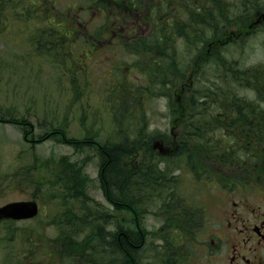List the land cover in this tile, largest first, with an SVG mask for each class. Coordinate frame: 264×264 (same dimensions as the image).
<instances>
[{"label": "rangeland", "instance_id": "374dc122", "mask_svg": "<svg viewBox=\"0 0 264 264\" xmlns=\"http://www.w3.org/2000/svg\"><path fill=\"white\" fill-rule=\"evenodd\" d=\"M21 1L24 0H0V205L11 200L36 197L40 202L41 210L40 215L33 220L0 222V264H16L21 257L29 263L28 258L35 247L36 251L38 247L41 252L40 254L36 252L38 261L43 257L50 259L47 255L50 254V243H54L55 231L62 219L59 216L60 211H63L59 194L65 192V189L61 188L59 182L51 181L49 176L51 172L54 174L61 168L62 161L77 162L87 154L91 157L82 166L83 171L92 177V182L88 185L90 197L87 199V204L110 211L115 209L114 212L122 219L124 227H133L135 231L138 227L141 233H146V237L140 235L141 250L132 257V264L166 263L171 253L170 250L165 251L167 247L178 249L173 257L177 263L191 264L187 251L200 244L198 241L192 243L187 238L192 233L188 228L190 223H187V227H184L180 221L176 226L174 221L165 224L167 218L163 214L164 209L161 208L166 197L183 200L184 195L178 190V184H182L183 190L190 193V198L186 196L187 201H194L197 196L195 189L187 187L191 180L189 175L177 181L163 179L165 180L163 185L171 183V188L164 186L161 192L151 191V197L139 204L146 208L145 214L140 218H137L131 210L110 206L102 194L101 183L97 179L102 160L98 151L101 145L130 137L135 140L133 143L135 149L140 148L145 154L146 151L150 153L148 145L152 146L151 139L155 137L156 142L164 139V147L167 148L168 153L176 148L175 146L172 148L169 142L172 138L170 134L176 136L180 133L172 124L173 115L169 113L167 106V103H173L172 94L168 91L169 84L167 83L168 87L163 88L160 84L157 87L154 76L149 73L148 65L134 61V55L130 54L129 48H125L124 52L118 47L94 51L90 49L89 44H85V48L80 49L83 50L81 54L83 60L73 58L60 64L39 56L37 46L30 39L36 34L35 31L45 28V19L39 17L42 14H35V17L30 18L28 10L30 9L33 14L36 10L29 1ZM55 2L54 5L50 0L46 6H49L53 12H61L69 17L72 9L70 5L87 6L91 0H56ZM17 12H21L23 17L18 18ZM24 14H27L26 20ZM100 21L98 20L97 23ZM263 30L264 26L249 35L246 40L241 39L236 43L237 45L231 44L223 49V53L229 58L238 59L240 68L253 69L256 66H264ZM167 40L171 45V55L180 62L178 65L175 64V69L178 68L179 71V68H182V72L187 69L185 73L179 72L178 75L181 79L192 76V62L197 54L185 60V57H182L185 56L184 41L179 39L178 42L174 34H171ZM87 51L88 57L85 55ZM220 51H217V55ZM217 55L215 57L218 60ZM179 57H182V61ZM171 62L172 57L165 60L169 69L170 67L173 69ZM109 70L116 73V78L112 79ZM217 70L218 67L209 61L204 67L202 66L201 73L197 72L194 75V78L196 79L199 74L197 79L202 86L209 78H214L213 83L223 86V92L228 96L230 89L235 91L237 103L247 98L246 93L252 95L251 91L245 92L243 86L235 85L233 88L232 84L226 85L221 78H215ZM123 82L128 85L125 92L134 98L136 103L122 106L117 113L118 118H115L111 105L119 93L113 90V87H116V84L122 87ZM115 99L117 100L118 97ZM249 101L259 103L255 98ZM22 119H25L24 123L20 122ZM55 127H64L68 135L75 139L92 136L95 145L91 144L84 150H79L72 144L51 137ZM180 150L181 147L178 151ZM141 156L142 154L140 158ZM161 160H163L160 162L162 166L170 164L174 165V168L181 167L184 161L175 157ZM140 172H135V178H138L136 184L139 183V186L140 181L143 180L139 178L142 176ZM176 173L181 172L177 170ZM35 175L38 177L33 178ZM203 175L211 186L202 192L204 196H208L205 200L202 199L204 203L209 204L204 205L202 211L203 216L208 214L204 220L206 222L213 214L212 210L214 209L216 213L219 209L215 204L216 201L223 202L225 197L221 194L209 195V191L216 194L219 188L212 179L207 178V174ZM183 179H186L185 183ZM173 182L175 185L172 184ZM146 185L149 183L146 182ZM69 200L79 202L81 198L77 199V196L73 195ZM71 210L75 217H82L84 213L75 207ZM103 223L105 222H102V225ZM38 232L42 233L40 237L36 236ZM184 233L187 236L183 235ZM26 247L28 258L25 254ZM104 248L101 249L102 253ZM105 251V261L101 264H124V259L126 261V257L116 251V248L107 247ZM64 264L75 263L67 256Z\"/></svg>", "mask_w": 264, "mask_h": 264}, {"label": "trees", "instance_id": "16d2710c", "mask_svg": "<svg viewBox=\"0 0 264 264\" xmlns=\"http://www.w3.org/2000/svg\"><path fill=\"white\" fill-rule=\"evenodd\" d=\"M27 1H29L36 10V13L33 14L29 9V17H35V14H42L39 17L45 19V28L42 27L38 31H35L36 34H33V37L30 39V41L37 46L38 55L58 64L64 63L68 59L72 60L73 58L76 60L78 58H80L79 60H83V57H81L83 50L80 49H84L85 44L88 42V36L84 30H82V28H70L66 23L67 18L65 15L61 12H53L49 9V6H46L50 0H47L46 3L42 0ZM159 1L161 5L154 6L152 4L149 5L148 0H139V11L145 13V16L147 13L152 12L151 17H153L155 27H158L159 25L165 26V17L163 16V13L166 10L165 5H167V2L170 3L171 7L178 8L179 4L182 7L188 8V28L194 31L184 30L178 20L176 23L172 22L168 27H171V29L174 30L173 33L175 35H185L189 40V42H187L188 49L194 50L198 53L197 56L199 57L198 60H193L192 70L195 69L200 71H202V66L204 67L209 61L214 60L217 51L222 49L220 46H217L215 47L216 49H211L212 52H208L207 41H211L212 39L204 38L203 34L205 29L215 28L216 24L213 21L215 20V17L217 16L219 20V31L223 32L226 28H232L233 24L240 23L244 17L248 16L247 13L252 8H258L261 5H264V0H187L186 5L182 4L183 0ZM16 15L18 18L23 17L21 12H17ZM24 15V19L26 20L27 14ZM172 16L177 19L180 18L179 13L176 14L172 12ZM136 17H139V14L136 15ZM106 18L110 19L108 13H105L102 16L103 23L106 22ZM146 20L148 21L147 16ZM242 27L243 26L237 30V33L242 32ZM171 29L166 26L159 29L158 31L161 34V39L159 40V36L156 35V43L153 44L160 46L166 45L168 43L167 36ZM96 35L98 38L101 37V31L94 32V36ZM193 41H195V43ZM149 48L152 49L151 46ZM134 50L137 53L135 61L144 62L148 65L149 73H152L151 75L154 76L157 87L158 84L163 88L168 87L167 83H169L171 85L169 88L172 90L175 86L179 85L180 82L188 81L189 76L181 79L178 75L179 72H182V68H179V71L178 68L177 70L175 69V64L178 65L180 63L175 56L172 55L171 65L173 64V69H171V67L169 69L165 63L164 56H152L151 52H149L148 49H145L144 46H140V49L136 48ZM217 57L219 59V64L218 70L215 71V78H221L223 83L230 86L233 84V75L237 71L238 80L243 79L245 70L239 67L240 63L238 59H229L222 54L221 51ZM186 71L187 69L185 68V71L182 73H185ZM256 73L260 74L261 71L258 69L252 71L251 83L252 85L258 86L261 79L259 78V74ZM198 76L199 74H197V77ZM197 77L193 86H190L189 83L186 85L187 90L191 89L190 93L183 95L180 101H172L173 103H181L190 111L192 108L197 109L199 105L210 104L215 101V103H223L222 101H225L224 104L232 102V98L227 99L229 96L223 92V86L213 83L214 78H209L205 85L202 86L199 85ZM123 83L122 87L118 85L113 87V90L119 93L115 96V98L118 97V99L116 100L114 98L111 105L115 117H118L117 113L122 106L125 104V106H130L131 104L134 105L136 103L134 98L130 97L125 92L128 86L125 84L127 83ZM233 99L236 100L235 97H233ZM188 115L190 114L188 113ZM24 120L25 119H22L20 122L24 123ZM212 128L214 127L210 124L200 125L198 123H186L183 133L179 135L182 140L180 144L183 151L182 153H177V159L185 160L189 170L197 173H209L214 170L209 163L222 160L219 151L214 150L216 145L215 141L210 138L212 136ZM24 130L26 131L25 127ZM43 134H45V132H43ZM204 136H206L205 139ZM51 137L59 138L62 142L72 144L79 150H84L91 144L95 145L92 136L88 135L83 139H75L68 135L64 127H55L52 131ZM134 142L135 140L130 139V137H123L120 142L115 141L98 147L102 159L98 180L101 183V187L107 199L116 204L118 201H121L123 208L131 211L137 209L138 202L147 200L151 197V194H147L145 189L147 190L151 188V191H160L164 189V186H169V188H171V183L163 185L165 181H163V179L168 178L171 169L160 165L158 161L160 155H155L158 150L154 149L151 150V153L154 152V156L150 157V162L145 163L142 166L143 171H141V179L143 180L140 181V186L144 187H140L138 185L139 183L136 184L138 178H135V169L132 164L134 161V153L136 151L133 146ZM90 157L91 155L87 154L86 156L79 158L77 162L69 163L68 161H62L61 168L54 174L51 172L49 176L51 181L59 182L61 188L63 187L65 189V192H60L59 194L62 199L60 201V206L63 207V211H60L59 216L62 217V219L57 226L59 240H57V244L54 245L56 251L59 252L58 256H60V264H64L67 256L71 257L75 264H101V262L105 261V249L107 247L116 248V251L122 256L124 255V258L126 257V261L124 259V264H132V257H135L136 252L141 250L139 244L141 242L140 235L142 233H138L133 227L123 226L121 240H116L115 237L117 236V233H107L105 227L102 225L103 219L100 214L101 210L98 207H93L87 204V199L90 197L88 193V185L92 178L88 173L83 171L82 166ZM151 159L153 164H151ZM121 163H123V165H121ZM37 177V175L33 176V178ZM177 178L178 176L174 177L173 180ZM146 182H148L149 185H146ZM174 183L175 182L172 184L175 185ZM178 190H181L180 185H178ZM156 194L158 196L160 195L159 193ZM73 195H76L77 199L81 198V200L79 202H76V200L70 202L69 199L73 197ZM169 199L170 198L167 197L164 200L168 201ZM73 207L84 211L82 217H75L71 210ZM32 233L34 234V232ZM102 247H105L103 253L101 250ZM31 252L30 257L28 258L26 247L25 254L30 260L29 263L21 257L16 261V264H39L38 259L36 258V254H40L39 248L37 247L36 251L35 247Z\"/></svg>", "mask_w": 264, "mask_h": 264}, {"label": "flooded vegetation", "instance_id": "af4514ba", "mask_svg": "<svg viewBox=\"0 0 264 264\" xmlns=\"http://www.w3.org/2000/svg\"><path fill=\"white\" fill-rule=\"evenodd\" d=\"M126 1L119 0L116 6L107 2L105 8L91 5L86 11L89 18L84 19L89 23L84 25V28L88 31L114 32L119 37L117 43L121 46L131 43L126 38L129 36L128 29L133 24L139 23V17H136L139 13V0ZM165 8L163 16L167 28L171 29L168 25L178 20L184 30H192L188 28V16L180 14V18L177 19L172 16L170 3L169 6L165 5ZM114 12L116 18H113ZM105 13H109L108 21L111 23H94L97 21L96 17ZM76 21L80 22L81 19L78 18ZM213 21L216 26L213 29V38L209 42V47H221L230 43L234 31L220 32L218 17L216 16ZM259 24L264 26V8L258 11L257 20L249 26L253 30ZM183 37L186 43L189 42L185 35ZM232 42L235 41L232 40ZM230 59L235 60V58ZM244 70L243 79L238 80L237 72L233 75V88L235 85H240L245 92L247 90L252 92V95L246 93L247 98L244 101L240 100L237 103L233 99L235 91H232V102L229 104L200 105L197 109H190V111L183 105L179 106L180 110H175L171 105L168 106L175 124L204 122L228 124V144L222 146L219 151L222 160L215 162L216 170L225 174V181L216 177L214 180L222 188V195L225 197L223 202L216 201L215 204L219 206L217 212L214 213L213 209V214L204 222L208 214L202 215L204 207L198 200L188 202L186 198L178 199L168 207L167 215L179 219L184 227H187L188 222L190 223L188 228L192 230V233L187 238L192 243L198 241L200 244L192 247L191 251H187L191 264H264V71L259 74L261 82L256 86L251 83V69ZM252 98L259 103L249 101ZM169 155L172 153L170 152ZM144 164L145 162L137 160V173L143 169ZM117 204L121 205V201ZM137 204L139 205L140 202ZM115 226V231H109L113 228V224L108 223L106 231L107 233L116 232V240H121L122 222H116ZM140 231L137 227V232L140 233ZM183 235L187 236L185 233ZM169 250L171 251L169 259L163 264H185L173 260L178 249H165L167 252Z\"/></svg>", "mask_w": 264, "mask_h": 264}, {"label": "water", "instance_id": "95a60500", "mask_svg": "<svg viewBox=\"0 0 264 264\" xmlns=\"http://www.w3.org/2000/svg\"><path fill=\"white\" fill-rule=\"evenodd\" d=\"M38 212L35 201H11L0 206V219L5 217L27 218Z\"/></svg>", "mask_w": 264, "mask_h": 264}]
</instances>
